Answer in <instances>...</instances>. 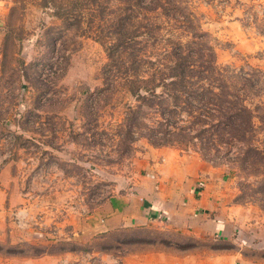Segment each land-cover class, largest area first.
<instances>
[{
  "label": "rangeland",
  "instance_id": "1",
  "mask_svg": "<svg viewBox=\"0 0 264 264\" xmlns=\"http://www.w3.org/2000/svg\"><path fill=\"white\" fill-rule=\"evenodd\" d=\"M151 2L0 0L1 150L25 199L0 234V264H234L224 254L264 264V0ZM179 54L195 76L174 89L159 71ZM208 70L214 81L202 80ZM155 72V89L133 81ZM218 75L228 101L243 104L239 132L215 126L205 97L220 92ZM164 148L212 165L255 226H233L229 239L164 221L100 228L107 202L147 177Z\"/></svg>",
  "mask_w": 264,
  "mask_h": 264
},
{
  "label": "crops",
  "instance_id": "2",
  "mask_svg": "<svg viewBox=\"0 0 264 264\" xmlns=\"http://www.w3.org/2000/svg\"><path fill=\"white\" fill-rule=\"evenodd\" d=\"M1 145L3 146L2 142L0 234H4L13 212L25 204V199L19 184L21 179L14 169L15 163L3 154L5 151L1 150ZM155 152L157 162L149 175L138 181L133 190H127L107 202L99 222L100 228L114 230L122 227H146L156 221H164L169 228L191 231L198 237L218 234L229 239L234 236L233 226L244 229L255 226L251 214L243 215V208H235L230 194L222 192V187L226 185L208 162L195 154H181L168 148ZM200 184H203L202 188ZM259 227L261 230L264 227L262 221H256L255 231ZM240 232L245 235V232ZM221 257V260L237 264L236 258L232 260L228 254ZM213 261L207 260V264ZM27 262L34 264L31 260L16 259V264Z\"/></svg>",
  "mask_w": 264,
  "mask_h": 264
},
{
  "label": "trees",
  "instance_id": "3",
  "mask_svg": "<svg viewBox=\"0 0 264 264\" xmlns=\"http://www.w3.org/2000/svg\"><path fill=\"white\" fill-rule=\"evenodd\" d=\"M130 1V0H129ZM137 2H141L142 0H136ZM154 2H158V0H152L151 5L154 4ZM150 4V3H149ZM144 6V5H143ZM144 7H148V6H144ZM161 12H167L168 8H166V6H161ZM127 24L122 25V27H125ZM129 27V26H128ZM132 29H128V31H130ZM128 31H125L123 33V37L120 39H125V38H129V34ZM132 32V31H130ZM132 34V33H131ZM135 63V61H134ZM212 70V69H211ZM211 70L206 71V73H204L202 75L203 79L205 81H210L213 80L214 81V74L213 72H211ZM159 76H160V80L161 83L163 82H167L170 81V85L174 88V89H178V87H182V85H185L184 88H187L186 85H189L190 83L193 82L194 80V76H195V71H193V69L189 66V64L187 63V60L185 57H182V55H178L177 57V63L175 65V67L171 68V71L169 73H164L163 70L159 71ZM220 78L216 79L219 80L221 82V87L219 89V93L216 94L214 91V88L211 87L208 90V93L212 95V97L210 96L209 98L206 96L205 98H207V102L208 103H213L216 105V107L219 110V114L221 116L220 120L218 121V124H216V127H219L220 130L226 134L227 130H237L238 132L241 130L239 127L241 126V122L242 119L239 118L240 114L242 113L243 110V104H241V102L239 101L238 97H235L237 103L239 105H236L237 103H233V102H229L228 101V96L229 94L226 95V93L223 91L225 88V83L222 79L221 75H218ZM132 78V77H131ZM158 79V75L157 73H150L148 78H144L139 74L133 75V81H138V85L140 84V86L138 88L140 89H144L146 87H142L144 85H153L154 89L157 87L156 81ZM127 82H131L132 79H130L128 77V79H126ZM212 82V81H211ZM179 95L178 94H174V99L175 100H179ZM232 105V106H231ZM199 122H201L200 120H198ZM171 135H177L174 134V132H170V136ZM158 145L160 146H167L169 145L168 142L163 141L162 143H159Z\"/></svg>",
  "mask_w": 264,
  "mask_h": 264
}]
</instances>
